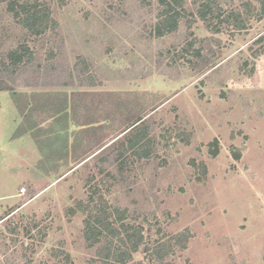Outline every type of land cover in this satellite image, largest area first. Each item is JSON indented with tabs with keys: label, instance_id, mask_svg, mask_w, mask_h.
<instances>
[{
	"label": "rangeland",
	"instance_id": "rangeland-1",
	"mask_svg": "<svg viewBox=\"0 0 264 264\" xmlns=\"http://www.w3.org/2000/svg\"><path fill=\"white\" fill-rule=\"evenodd\" d=\"M49 3L56 31L40 39L0 3V57L27 41L35 58L15 83L3 78L13 92L0 90V264H63V252L69 264H89L95 249L83 237V216L68 208L86 198L90 174L151 238L189 231L172 264H264V54L253 55L264 18L219 34L196 20V37L217 44L203 41L213 63L192 70L166 52L183 42V22L174 34L148 35L153 1ZM78 57L94 86L79 85ZM155 106L146 122L150 158L127 155L121 177L107 165L115 178L96 159L68 169L88 147L87 127L96 125L92 137L105 143L128 116Z\"/></svg>",
	"mask_w": 264,
	"mask_h": 264
},
{
	"label": "trees",
	"instance_id": "trees-1",
	"mask_svg": "<svg viewBox=\"0 0 264 264\" xmlns=\"http://www.w3.org/2000/svg\"><path fill=\"white\" fill-rule=\"evenodd\" d=\"M50 0H0L6 4V10L12 14L14 19L22 26L27 35L34 39L44 38L49 32L56 31V19L49 3ZM64 3V0H55ZM124 2L125 0H117ZM141 4L150 5L156 3V13L153 23L146 28L148 35L152 37H164L176 33L181 22L185 24V37L177 48L167 49L171 54V62L181 60L183 65H188L192 70H202L209 61V56H215L212 45L206 48L203 41L215 42L214 36L199 39L194 32L196 20H200L205 28L212 34H219L224 30L243 31L249 27L252 20L260 21L264 18V0H139ZM199 40L198 46L196 41ZM253 44L257 45L253 55L258 57L264 54V32L259 34ZM206 48V49H205ZM53 52H50V56ZM213 57L211 60H213ZM255 57V58H256ZM78 64L84 65L85 77L80 78L79 85L91 87L95 85L93 76L85 74L88 71L86 62L78 57ZM35 64L34 52L29 48L27 41H21L14 48L6 51L0 57V90H11L10 85L3 80L13 83L18 78L15 76L27 66ZM80 64V65H81ZM246 64V63H244ZM208 65V66H209ZM36 69L39 67L35 65ZM47 72V69L45 68ZM64 86L72 85V81L65 80ZM75 93V91L73 92ZM157 106L128 116L125 125L114 135L109 137L105 143H100L92 132L94 127H87V148L80 157L70 160L69 170L75 166L87 164L91 159H96L94 166L107 176H116L108 171L107 165H114L121 177L126 167L128 156H136L137 159L150 158L155 154L153 149L154 137L149 133L147 125L150 114ZM112 110L106 111L105 119L111 121ZM89 125V123H87ZM90 126V125H89ZM95 140L94 147H89ZM216 144V143H215ZM211 145L210 153L216 155L217 145ZM73 152V151H72ZM133 156V157H134ZM135 158V157H134ZM115 163V164H114ZM76 167V168H77ZM67 170L66 172H68ZM65 172V173H66ZM97 177L90 174L86 177L85 185L88 188L86 198L78 199L74 206L69 207V215H82V233L88 248L95 249V257L89 260V264H172L171 257L178 250H184L190 238L187 229L176 234L160 233L159 236L151 238L142 223L130 218L125 207L113 206L100 193ZM161 231V229H158ZM40 232V231H39ZM63 264H69V254L63 252ZM55 264V263H54Z\"/></svg>",
	"mask_w": 264,
	"mask_h": 264
},
{
	"label": "crops",
	"instance_id": "crops-1",
	"mask_svg": "<svg viewBox=\"0 0 264 264\" xmlns=\"http://www.w3.org/2000/svg\"><path fill=\"white\" fill-rule=\"evenodd\" d=\"M19 94H21V93H19ZM11 100H12V99H11ZM13 101H14V100H13ZM11 103H12L11 106H14V108L16 109L17 106H15V105L13 104L12 101H11ZM16 110H17V109H16ZM5 137H6V135H5ZM4 144H7L6 138H5V142H4Z\"/></svg>",
	"mask_w": 264,
	"mask_h": 264
},
{
	"label": "built area",
	"instance_id": "built-area-1",
	"mask_svg": "<svg viewBox=\"0 0 264 264\" xmlns=\"http://www.w3.org/2000/svg\"><path fill=\"white\" fill-rule=\"evenodd\" d=\"M20 192L21 193L25 192V189L24 188H20Z\"/></svg>",
	"mask_w": 264,
	"mask_h": 264
}]
</instances>
